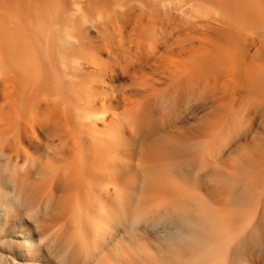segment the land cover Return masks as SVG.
I'll list each match as a JSON object with an SVG mask.
<instances>
[{"label": "bare ground", "instance_id": "1", "mask_svg": "<svg viewBox=\"0 0 264 264\" xmlns=\"http://www.w3.org/2000/svg\"><path fill=\"white\" fill-rule=\"evenodd\" d=\"M0 264H264V0H0Z\"/></svg>", "mask_w": 264, "mask_h": 264}]
</instances>
